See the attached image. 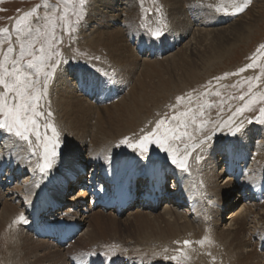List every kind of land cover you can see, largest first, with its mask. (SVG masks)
I'll return each mask as SVG.
<instances>
[{
	"label": "rangeland",
	"instance_id": "rangeland-1",
	"mask_svg": "<svg viewBox=\"0 0 264 264\" xmlns=\"http://www.w3.org/2000/svg\"><path fill=\"white\" fill-rule=\"evenodd\" d=\"M126 1H127V4H124V5L122 4L121 6L120 5L117 6L118 10L116 12H119L120 9L124 7L123 8L124 10L122 9V15H123L124 11L136 10L137 5L138 6L143 5V6L140 8L141 15L139 16V18L134 20L132 24L127 25V24H123V22H120L119 26H123L122 27L123 32L125 35H127L125 36V40L121 43L125 45L124 49L121 50L122 53L120 54L122 59L119 57L120 55H115L109 58L108 56L105 55V53H103L104 51L101 49L103 46L101 47L98 45L99 46V47L97 46L98 49H95L96 47L94 48L90 47L92 46L90 45L92 42H89L90 44H86V42H84L85 33L86 32L89 33V30H93V25H95L92 23L91 19L88 17V14L90 12V7L91 5L93 6L95 5V0H87V3L85 4L84 9H83V19H81L79 23L76 22L77 17L73 15V11H72L74 8L79 7L78 0H72V3H69L67 5V7L69 8L68 17L71 22L69 31H65L63 24L60 21H57V27L55 29V32H56L57 37L60 39V43L55 46V51L59 52V56L54 57V59H58L62 61V63L60 67H58L55 70L54 76L48 82L47 95L41 101V105H42L41 110L44 112V116L39 118V124H40L39 131L41 133L42 138L46 131L44 125L47 123H51L52 125H54L60 134V141H59L60 147L58 149V156H57V159H56V162L53 168L51 169L49 173H52L57 168L58 169L60 168L62 159L64 160L66 158L67 160H72V159L74 160L75 159L74 155L77 156L78 154H80L78 153L79 151H77L79 150L78 149L79 147H82L83 149L81 153V156L83 157L85 155L89 156V154L91 155V153L93 152L95 155L99 156V157H93V159L98 158V160L101 163L102 161L104 162V160L106 161L107 158L109 159L111 157H115V158L118 157V158L125 159V161L128 162L130 166L132 164L131 162L134 161L135 156L136 155L138 156L139 154L137 151H134L131 147H128L126 145H120V141L124 137H128L130 141L137 140L145 132L151 131L155 127L156 121L160 119L167 120L169 117L174 115L177 110L179 111L185 110L186 106L193 107L195 109L198 103H202L203 101L207 100L208 102L213 103L214 106L212 107L205 106L204 117L202 119L210 121V123H208L201 132H196L194 125L189 129V131L192 132L194 136L198 137V139H202L205 134L212 135L213 138L212 140L208 141L207 145L203 146L205 148V151H201L200 147H193L189 149V151L192 152V156L189 158V161H188L189 171L187 172L181 171L179 168L172 165L170 161L167 160L166 154L160 151L159 149H157L154 145L150 147V153L147 158H144V157H140V158L142 159L141 161H143L144 159H151L158 166H161L164 170L167 171L166 177L163 181L165 191H167L168 188L174 186L175 183L177 182V179L172 178L174 173L179 172L180 174L185 175L186 179L191 178L190 180H192L193 176L194 177H197V176L191 173L192 172L191 170L194 169L197 171L204 167H208L209 169H212V171H215L216 174H219V177L215 179V183L218 185H224L225 181H227L226 175H230V174L232 175L231 171L228 172L227 174L225 172L226 163H224L225 159H224V154H223V147L227 145L226 143L231 144L235 140L241 138V136L244 137L247 134L250 135L252 131L254 132V130L258 132L261 131L260 136H263V137H260L259 139H256L253 142H259V141L261 142L264 138V123L259 122L260 119H264L260 117L259 115L260 107H264V101H261L259 99L261 95H264V72H262L260 66H256L250 69L246 68L244 72L239 71L240 68H244L248 63L252 62V59L254 57H257L260 46L264 45V0H250V2L248 3V6L244 9V11L238 14H235V15H233L231 12V4L233 3V0H196V1L183 0V1L178 2V6H176L175 4H171V0H159V1L157 0H149V1L148 0H129V1L126 0ZM236 2H240V0H236ZM148 3H151V4H148ZM63 7L64 5L62 3V0H0V28L8 29L7 35L4 33H0V58H2L3 52L8 47L9 37L11 38L12 47H13V53L11 54L12 57L15 58V56L19 52V45L15 43L16 34L13 31V27H12L16 19L19 16L23 15L25 12H29L35 9V13L32 18L33 27H39L41 31H44L45 17L50 15L53 12H55L57 16H59ZM218 7L221 8L220 11L216 10ZM225 7L229 9V12L227 14L223 11V8ZM171 10H173L174 12ZM241 16H244V19L242 20V22H240V24L245 25V27H243L245 32L244 34L240 36L239 40L235 42L233 46L227 48L229 43L233 41L229 40L228 42H226L225 39H223V37H220L221 35L219 36L220 32H217L218 31L217 28H222L230 24L231 22H233V20L235 21ZM35 17H39L38 24L35 22ZM85 25H87L88 28H84ZM149 28L151 29L163 28L165 30V34L163 37H161L160 40L152 41L148 38L146 34V29H149ZM213 28L216 29V31L214 32L215 34L212 33L209 36H203L205 29L207 30V29H213ZM197 31H200V33L198 34ZM193 32H196V35L198 34L200 38L198 37L199 39L197 38L196 40H191ZM42 44H43L42 39L37 40L36 44L34 45V48L38 49L42 46ZM224 48H227V49L223 53ZM125 54L126 55L128 54V55L126 56ZM186 57L189 58L188 60L190 62H193V64L195 65V67L194 68L192 67L191 69H194L193 72H195L196 76L187 77L182 80L177 78L178 76H174V79H171L168 74H170L172 70L174 72V69H173L174 66H177L178 63L182 64L181 60H185ZM53 62L54 61H49V63H53ZM185 63H184V66H185ZM257 64L264 65V56L259 57ZM152 66H155V69ZM167 67H168V70H167ZM150 68L153 69V71H151ZM184 68H188V66H185ZM146 69H148V71L146 72V75H145ZM163 72L167 74H163ZM77 73H78V79H80L84 83L85 90L87 89L90 90L91 88H93V90L96 91L97 95H95L96 97L90 96L89 94L86 95L84 90L80 91L81 89L78 87H74L76 88L75 91H77L78 93L73 94L74 91H72V94L80 98L79 100H81V102L84 103L87 108L89 109L92 107L93 109L97 108V110L100 111V114H102V116H105L104 118L105 120L107 117L106 116L107 113H110V112H111L110 114L113 113L114 118L117 115L115 118L116 121L112 122L113 124H111V130L112 129L113 130L111 131L110 129H107V131L110 132V133L107 132L108 133L107 135L109 139H112V140H108L107 136L105 137L98 136L96 139L98 141V145L92 146L93 145L91 141L92 137L89 136L90 134H88V132L91 133V131L94 130V124H93L95 123L94 119L90 120L91 122L86 120L87 124L81 127L79 124H77L78 128L74 129V127H72L69 130L66 129L65 122H63L64 119L62 118V116H60V110H59L60 102H58L59 97L57 98V96H60L63 94V93L61 94V91L59 88L60 87L64 88L62 83H65L63 82V80H66L67 74L77 75ZM224 73H229L230 75L225 77ZM231 73H236V74L231 75ZM145 76L146 77L148 76L149 79L148 78L145 79L146 78ZM257 76L260 77L259 80H256ZM57 77H60V78H57ZM142 77L143 78L145 77L144 79L148 81L145 82L144 79L143 80L141 79ZM217 77H222V79L218 81L217 79H215ZM109 78L114 79V83L109 84L107 87H102L101 82ZM139 78L141 80H139ZM161 78L163 79V81H167V82H171L172 80V83H170V88H167L166 89L167 91L166 90L163 91L162 95L158 97V99L155 98V101H154L155 103L154 102L152 104L149 103L147 105V108L143 111V113L139 112L136 116H133L135 117V120L132 117H129L127 119L126 115H129L127 114L128 111H126V109H121L120 105L122 104L121 102L128 103V96H127L128 92L132 90L133 88H135V90H139L142 87L141 85L145 83L146 85H143V87H146V88L148 87L147 89L149 88L153 89L155 85H156L155 88L160 87L163 84ZM249 79H251L254 84L253 94H255L256 96V102L253 105L251 111H246L242 115H237L236 117H234V120L236 121L243 120L245 122L243 130L240 133H237L235 136L230 134V129L227 126L223 127L222 130L214 131L213 124L225 125L227 122H229V118L232 117V114L233 112H235L236 108L243 106V104L245 103L247 99L252 98V94H248L245 97V101H242L239 99V96L241 94L248 93V84L245 81ZM158 82L159 84L161 83L159 86H157ZM133 85L136 87H134ZM137 85L139 87H137ZM151 86H153V88ZM129 87L132 89H130ZM56 88L57 90L55 92L54 89ZM66 89L70 90L69 88H66ZM217 91L220 92L221 94L220 96L215 95ZM201 93H204V95L201 96ZM64 94L71 95L66 92ZM178 96L184 97V99L179 104H177V101H176V97ZM124 97L127 100H125ZM188 97L192 98L190 104L188 101ZM230 97H233V98H230ZM56 98L57 100H55ZM121 99L122 100L124 99V101H122ZM221 100H223L222 105L218 103ZM173 105H176V108H173L172 107ZM149 108L150 110L148 111ZM152 108L153 110H151ZM106 109H108L107 112L105 111ZM119 109L120 111H118ZM123 110L126 113H124ZM49 111H51L52 113L51 117L47 116V113ZM85 112L86 110L84 108V113ZM88 113L91 114L90 110L88 111ZM145 115H148V116H145ZM137 117L138 119L140 118V120L142 119L141 122L138 121ZM131 118H132V121H131ZM105 120L104 121L101 120L102 121L101 123L104 127L106 126V123H104ZM249 120H251L252 122L248 123ZM118 121H119V126H117ZM122 121H124L123 124H122ZM123 126L126 128H124ZM79 128L82 131L79 130ZM116 131L118 134L115 133ZM0 133L2 135L0 136V155H5V154L9 155L7 159L9 160L14 154H16V159L19 158V160H21L24 163V165L27 167V168L26 167L23 168V170L21 171V170H18L16 167L12 166L11 169H12L13 174L16 173V180H13L11 186H14L17 183H20L21 181H23L25 177L31 176L32 173L39 174V176L43 178H46L49 175V173L47 175H40L38 170H34L35 165L37 163V159H38V153L37 155H33L32 150L29 149L27 142L20 141L18 138L8 133H5L3 130H0ZM47 134L51 136L50 129L47 130ZM114 134H115V137H114ZM100 139L101 140L103 139V141H101ZM32 140H33V145L35 147V143H36L35 136L32 137ZM197 143H198V140H197ZM249 144L251 145L250 153H255V152L257 153L260 151L262 147L260 145H258L257 147L256 143H252V144L249 143ZM175 146L178 148L179 152L184 151L183 143L178 141L176 142ZM97 147H98V150L95 149ZM75 149L76 151L73 152V150ZM24 153L26 154L24 155ZM212 154L215 156V158H217L215 162L216 164L214 163L216 166L213 168L211 167L212 166L211 162L213 161L211 160ZM197 155L201 157L199 162H197L195 158ZM257 163L258 162L253 159V156H251L248 158V161L246 162V166H241L240 168L242 170H245L246 172L251 167H255L256 173L262 175L264 172V164L259 165ZM91 165L92 164L90 163V161H88V163L78 171L77 173L78 176L74 178V181L68 185L66 184V186H68L69 193H68V197L64 195L63 197L64 200L62 199V201H66L68 200V198L76 196V194L78 193L77 190L81 188L79 187L81 185L76 184V183H79L80 180H86L87 175L89 174L88 172H89V168ZM0 168H1L0 169L1 170L0 181H2V178L4 179V175L7 171V166L6 164H4ZM15 169H16V172H15ZM99 172L100 170L97 168L96 176L99 175ZM57 175H60V174H57ZM137 182L139 181L135 180V186L132 189L134 193H137L136 191L137 189H139V191L141 190L140 186H137L138 184ZM83 185L84 184H82V186ZM142 186L144 185L142 184ZM236 186H237V183H235L232 186L234 187V190ZM5 188L6 186H3L2 190H0V193L5 191ZM236 191L238 192V190ZM258 191H259V201H264V181L262 184L259 185ZM205 194H206L205 196H207V198L205 199H204V195L201 196L202 198H200V195L197 196L198 198H200V200H202L201 202L202 205L198 208L195 223L193 222L195 220L194 218H187V220L188 219L190 220V221L188 220L190 223L192 222L191 224L188 225V226L191 225L190 228H188L187 225L182 226L180 224V219L178 221V224L180 225L177 224L175 226V229L174 227H171L170 224L168 223L166 224L167 222L166 219H169L170 215L169 213H165V214L163 213L164 209L162 205L154 210L155 212L152 214V216L149 215L150 213L149 214L145 213L148 217H146V215L137 216L133 214H132L133 216L132 215L126 216L125 212L127 211L128 207H131V206H128L126 209H124V211L120 215H118V217L121 216L120 219H122L123 222L122 223L119 222L115 225H112V224H109L108 222L109 216L105 214L106 212L111 211V209H108L109 207H106L107 209L105 208L102 210V208L100 207V204L93 203L91 206L92 211H89V218H87L86 221L88 222V224L92 225L93 219L95 218L94 217L95 213H97L98 215L101 214L100 216L103 218V222H104L105 229H106L105 231L106 236L99 238V240L107 238L106 241L104 240L99 241L98 239H97L98 241L97 240L93 241V243L96 244L94 245L95 249H100L101 247H103V245L97 246V244H101L103 242H104L103 244H106L110 240L113 239V240H120L119 243L123 247H125V244H127L128 246L135 247L133 248V250L139 249L142 252L143 261L138 262L136 264H152L154 261L158 262L159 264H229L230 261H233V262H230V264L232 263L233 264H238V263L243 264V261H245L244 264L245 263L246 264H258V263L264 264V224H263L264 213L261 212L264 209V205L263 204L260 205L261 207L258 212V215H256V217L254 218V223L249 225L254 228L253 229L254 234H249L247 236L246 232H243L239 236L240 239L242 238L241 239L242 244L241 242L238 243L236 241H232L231 243V240H232L231 236L228 237V234L224 235V233L222 232L223 231L222 228H226V226L223 227L224 223H222L221 225L215 223V218H217V216L219 215V212L218 211L214 212V216H212L211 212H209V210L211 209L209 208V206L207 207V203L205 200L208 201L209 198L212 199L213 198L212 196H214V194L213 193H209V194L205 193ZM244 194H246V192ZM235 195L236 194L229 195L228 197V191H225L219 196V201H220L219 206H221L222 204L223 208L226 209L224 210V212L233 208L232 210L233 212L235 211L234 213L237 212L239 215H242L244 214V211L246 210V208L248 209L249 204H250L249 208L251 207V209H253L254 202L256 201H253L249 197L246 198L247 199L246 201L242 199L239 205L236 206L235 208L232 206H229L230 198H236ZM0 201H3V199H0ZM89 201H90V198L88 197V195L82 198V200L78 202L77 207L74 209L75 215H77V212L80 211L82 208L89 209L88 208L89 203H90ZM134 201L135 199H133L131 202L133 203ZM158 201L159 203L160 202L162 203V198H159ZM223 202H224V205H223ZM64 205L67 206L68 203L65 202ZM227 205H228V208H227ZM97 209L103 212H99L97 211ZM53 210H56V209H53ZM172 210H173L172 211L173 213H171L172 218L174 217V215L180 218L181 216H184L185 214V207L178 209V211L175 208H173ZM91 213H94V214L91 215ZM154 215L155 216L159 215V217H155ZM163 215L164 216L166 215V219L165 217H163ZM107 217L108 219L105 222ZM153 217H154L155 222L152 220ZM155 218L157 219L159 218L158 219L159 221L162 218L164 219V220H161V224L163 228L162 226H159L160 222L156 221L157 219ZM148 220H149L150 225L149 223H147ZM138 221L140 222L138 223ZM152 221L154 222L155 226ZM163 221L165 223H163ZM181 221H183L182 218H181ZM260 221H262V223ZM127 222H128V225H127ZM223 222H228V220L224 219ZM129 223L131 224L129 225ZM134 223H136L135 226L137 228L136 227L134 228ZM88 224L86 223L83 226H81L82 231L88 229L89 227L87 226ZM123 224L127 226H124ZM137 224L141 228H138L139 226ZM145 225L148 226V228H145L146 227ZM166 225L168 226L169 230ZM192 225L193 227L194 225L197 226V228L194 227L195 229H197L196 231L200 230V232L203 231L205 234L201 232L202 234L200 233V236H197L196 233L199 234V231L196 232L194 228H191ZM198 225L200 226V228H198L199 227ZM130 226L132 227V229ZM156 226H158L157 229L159 231L156 230ZM180 227L184 229V231H182ZM186 227L188 228V230L190 229L191 231L190 230L188 231ZM203 228H205V230ZM22 229L24 231V234H21V235L18 234L19 235L18 238H20L21 240L22 239L25 240V242L24 241L22 242L24 244L26 243L27 244L26 246L22 245L24 247V248L21 247L23 251L21 250L19 252H21V256L22 255L26 256L24 257L23 261L29 262L30 253L28 251H32V249L27 248V246L31 245V241H27L26 237L28 238L30 236L34 238L35 236L33 235L32 232H30L31 230L29 228L22 227ZM112 229H113V232H112ZM177 229L179 231L178 232L179 236H178V233H176ZM192 230L195 231L196 233L193 232ZM181 231L182 233H180ZM164 232L166 235V237L164 236L165 240L163 237H161V234ZM143 233L145 234L143 235ZM158 233L160 237H156ZM173 233H176L177 235L176 234L172 235ZM194 233L200 239L195 237ZM147 234L150 237H147ZM153 234L155 237L152 236ZM180 234L182 235L180 236ZM207 234H209V236L212 234L210 237H215V236L216 237L209 239L208 238L209 236ZM169 236L171 237V239ZM219 236H222L224 238V241H223V238ZM204 237H207L208 240L205 241L203 246H201L199 243H196L197 241H200ZM248 237H249V240H248ZM75 238L76 237H74V240L70 244V245H73L75 249H73L68 254L66 253L64 255H60L62 256V259H58L59 261L56 259L57 260L56 264H65V263L66 264L67 263L80 264L81 261H84V260L87 261L90 259L92 260L91 256L93 257V255H86L88 252L83 253L80 250L81 247H77L79 246L80 241H78V239H75ZM217 238L220 241L217 240ZM184 240H189V241H192L193 243L190 245V247L188 246L187 248V247H184L182 244ZM226 240H227V244L222 245L226 243ZM228 240H229V244H228ZM208 241H211V243H209ZM244 241H245L244 243L245 245H243ZM250 241L254 243L252 246L249 243ZM236 244H239L240 249H239V246ZM240 244L243 246H241ZM108 245L111 246L114 244L113 243L111 245L110 243L106 244V246ZM223 246H225L226 249ZM253 246H254V249H253ZM182 247H184V251L188 255L187 260L173 261L170 259L168 260L164 259L165 256L171 257L174 255H178L177 249L182 248ZM233 248H235V250ZM227 249H228V252L226 251ZM231 249L233 250V252L235 251V253H233ZM126 250L128 251V249ZM191 252L193 254H191ZM236 252L238 254H236ZM243 254L245 256H243ZM248 254L249 256L246 257V255ZM119 256H121V254ZM231 256L233 258L235 256V258L233 259ZM1 258H4V257L2 256ZM4 260L1 259V263H3ZM241 260H243L242 263H241ZM235 261H238V262H235ZM128 264H134V261L129 260Z\"/></svg>",
	"mask_w": 264,
	"mask_h": 264
},
{
	"label": "bare ground",
	"instance_id": "bare-ground-1",
	"mask_svg": "<svg viewBox=\"0 0 264 264\" xmlns=\"http://www.w3.org/2000/svg\"><path fill=\"white\" fill-rule=\"evenodd\" d=\"M157 1H159V0H157ZM180 1H183V0H173V1L171 0V4H175L176 6H178V2H180ZM194 1H196V0H194ZM122 4L123 5L127 4V1L126 0H95V5L94 6L91 5L90 12L88 14V17L91 19L92 23L95 25H93V30H89V33L88 32L85 33L84 42H86V44H90L89 42H92L93 44L91 43L90 45H92V46H90V47H93V48L96 47L95 49H98L97 48L98 45L101 47L103 46L101 49L104 51L103 53H105V55L108 56L109 58H111L112 56H115V55H120L122 53L121 50L124 49V47H125V45H123L121 43L125 40V36H127V35H125L123 32V28H122L123 26H119L120 22H123V24H127V25L132 24L134 22V20L139 18V16L141 15V9L140 8L143 6V5H141V6L137 5L136 10L124 11V13L122 15V9L124 7L121 8L119 12H116L118 10L117 6H119V5L121 6ZM148 4H151V3H148ZM169 7H170V5H169ZM143 11H144V9H143ZM171 11H173V10H171ZM243 19H244V16H241L238 19H236L235 21L233 20V22H231L230 24H228L222 28H217V30H218L217 32H220L219 36L221 35L220 37H223V39H225L226 42H228L229 40L233 41V42L229 43L227 48L233 46L235 44V42H237L239 40L240 36L242 34H244L245 30L243 29V27H245V25L240 24V22H242ZM203 21H205V20H203ZM210 22H211V20H210ZM84 28H88L87 25H85ZM154 28H156V27H154ZM126 29H127V27H126ZM215 31H216V29H214V28L213 29H207V30L205 29L203 36H209L210 34L214 33ZM197 32H198V34L200 33V31H197ZM130 34H131V32H130ZM198 34L196 35V32H193L191 40H196L199 37ZM227 48L223 49V53L226 51ZM102 50H101V52H102ZM179 53H181V52H179ZM123 56H124V54H123ZM126 56H125V58H126ZM119 57L121 58V55ZM187 57L185 60H181L182 64L178 63L177 66H174V68H173L174 72H173V70H172V72L170 71L171 73L168 75L171 79H174V76H178L177 78H179L181 80L184 78H187V77L196 76L195 72H193L194 69H191L192 67L194 68L195 65L193 64V62H190L188 60L189 58H187ZM167 60H168V58H167ZM184 63H185V66H188V68H184L185 67ZM152 67L155 69V66H152ZM181 67H183V68H181ZM167 70H168V67H167ZM147 71H148V69H146L145 75H146ZM151 71H153V69H151ZM161 74H162V72H161ZM163 74H167V73L163 72ZM150 76H152V75H150ZM57 78H60V77H57ZM144 78L142 77L141 79L143 80ZM147 78H148V76L145 79H147ZM141 79L139 78V80H141ZM146 81H148V80H145V82ZM63 82H65V83H62L64 88H62V87L59 88L61 91V94L62 93L63 94L60 96H57V95L56 96H57V98L59 97L58 102H60V107H59L60 116H62V118L64 119L63 122H65L66 129L69 130L72 127H74V129L78 128L77 124H79L81 127V126L87 124L86 120L90 121V120L94 119L95 120V123H93L94 124V130H92L91 133L87 131L88 134H90L89 136L92 137L91 138L92 139L91 141L93 144L92 146L98 145V141L96 140L98 136H104V137L107 136L108 140H112V139H109V137L107 135L108 133H110L107 131V129L111 130V124H113L112 122L116 121L115 118L117 115L114 118L113 113L112 114H110L111 112L107 113V115H106L107 117L105 120L104 119L105 116H102V114H100V111H98L97 108H94V109H93V107L90 109L87 108L85 106V104L82 103L81 100H79L80 98L73 95L74 93L75 94L78 93L77 91H75L76 88H74V87L80 88L81 89L80 91L84 90L86 95L89 94L90 96H93V97L95 95H97L96 91H94L93 88H91V86H90V88H91L90 90H88V89L85 90L83 81L78 79V73H77V75L67 74L66 80H63ZM142 82H144V81H142ZM162 83L163 84L157 88H155L156 85L154 88H153V86H151L153 89L149 88L150 90L147 89L148 87L147 88L143 87V85H146V83L141 85L142 87L139 90H135V88L132 89L129 87L132 90H130L128 92V95H127L128 96V103L121 102L122 104L120 105L121 109H126V111H128L127 114H129V115H126L127 119L129 117H132L135 120V117H133V116H136L139 112L143 113V111L147 108V105L149 103L152 104L155 101V98L158 99V97H160L162 95L163 91H165L167 88H170V83H172V80H171V82H167V81H163V79H162ZM157 84H158L157 86H159L161 83L159 84V82H158ZM58 86H59V84H58ZM134 87H136V86H134ZM137 87H139V86L137 85ZM66 88H69L71 91L67 90ZM54 90L56 92L57 88ZM72 91H74L73 94H72ZM65 92L68 94H71V95H65L64 94ZM52 98H53V96H52ZM57 98L55 100H57ZM125 100H127V99L125 98ZM122 101H124V99ZM91 106H93V105H91ZM116 106H117V104H116ZM84 108L86 110L85 113H84ZM89 110H90L91 114L88 113ZM149 110H150V108L148 109V111ZM151 110H153V108ZM105 111L107 112L108 109H106ZM118 111H120V109ZM123 112L126 113L124 110H123ZM145 116H148V115H145ZM132 118H131V121H132ZM140 118L138 119V117H137L138 121L141 122L142 119L140 120ZM101 120H103V121L105 120V122H104V123H106L105 127L102 125ZM143 121H145V120H143ZM90 122H88V123H90ZM123 122L124 121H122V124H123ZM117 124H118L117 126H119V121ZM138 124H139V122H138ZM129 125H131V124H129ZM124 128H126V127H124ZM79 130H81V129L79 128ZM250 132H251V130H250ZM252 132L250 135L247 134L244 137L241 136V138L235 140L231 144L226 143L227 145H225L223 147V154H224V159H225L224 163H226V166H225L226 171L225 172H226V174L230 171L232 172V175L231 174L226 175L227 181H225L224 185H218L215 183V179H217L219 177V174H216L215 171H212V169H209L208 167H204V168H201L200 170H197L198 172L194 169L191 170L192 171L191 173H193L197 176V177L193 176L194 178L192 177V180H190L191 178L186 179L185 175L180 174L179 172L174 173L172 178L177 179V182L175 183L174 186L168 188L167 191H165V189H164V182H163L165 177H166L167 171L164 170L161 166H158L151 159H144L143 161H141L142 159L140 158L141 156H139V155L135 156L134 161L131 162L132 164L130 163L131 164L130 166H129L128 162L125 161V159L118 158V157L117 158L111 157L109 159L107 158L106 161L104 160V162L102 161V163H101L98 160V158L93 159V157H99V156L95 155L93 152H92L93 155L91 153V155L89 154V156L88 155H85L84 157L81 156L83 149H82V147H79L78 148L79 150H77V151H79L78 153H80V154H78L77 156L74 155L75 156L74 160L73 159L67 160L66 158L64 160L62 159L61 164H60V168L59 169L57 168L52 173H49V175L46 178L39 176V174L32 173L31 176L25 177L23 179V181L15 184L14 186H11V184H12L13 180H16V173L13 174L12 169H11L12 166L16 167L18 170H21V171L26 166L24 165V163L21 160H19V158L16 159V154H14L12 156L13 158L11 157L9 160H7L9 155H6V154L0 155V167H2L4 164H6V166H7V171L4 175V179L2 178V181H0V190H2L3 186H6L5 191L0 193L1 194L0 199H3V201H0V264H56L58 259H62V256H60V255H64L66 253L68 254L73 249H75L73 247V245H70L71 242L74 240V237L72 239L70 238L69 240L66 239L64 242L62 241V239H63L62 233L65 229V226L69 222H75L80 227L86 223L88 224L86 219L89 218V211H92L91 206L93 203L100 204V207L102 208V210L105 209L106 207H109L108 209H111V211H108L105 214L107 216H109V220H108L109 224L115 225L119 222H121V223L123 222L122 219H120L121 216L118 217V215H117L118 213L115 212V210L118 206H123V205L131 206V207H128L127 211L125 212L126 216H130L132 214L137 215V216L138 215L144 216V215L149 214V213H150L149 215L152 216V214L155 212L154 211L155 207L152 205V203L155 201H158L159 198H162L161 205L164 209L163 213L164 214L169 213V215H170V218L168 217L169 219H166L167 214L165 216L163 215V217H165V219L167 220L166 224L167 223L170 224L171 227H174V229H175V226L178 224V221L180 219V224L182 226L187 225V227L190 228L191 225L190 226H188V225L191 224L192 222L190 223L189 222L190 220L188 219L189 220L188 221L187 218H194L195 220L194 221L192 220V221L195 223L198 208L202 205L201 204L202 200H200V198H202L201 196L204 195V199H205V198H207V196H205L206 195L205 193H208V194L213 193L214 194V196H212L213 198L212 199L209 198L208 201L207 200H205V201L207 203V207L209 206V208L211 209V210H209V212H211L212 216H214V212H216V211L219 212V215L217 216V218H215V223H217L219 225L224 223L223 227L226 226V228H222L223 229L222 232L224 233V235L228 234V237L231 236V238H232L231 243H232V241H236L238 243L241 242L242 238L240 239L239 236L243 232H246L247 236L249 234H254V231H253L254 228L249 226V225L254 223V218L256 217V215H258V212H259L260 207H261L260 205L261 204L264 205V201H259V191H258L259 185L262 184L264 181V172L262 175H260V174L256 173L255 167H251L246 172H245V170H242L240 168L241 166H246V162L248 161V158L251 156H253V159L258 162L257 164H259V165L264 164V138L261 142L259 140H258L259 142H253L256 139H259L260 137H263V136H260L261 131L258 132V131L254 130L253 134H252ZM81 133H83V132H81ZM111 133H113V132H111ZM115 133H117V131ZM262 133H263V131H262ZM6 135H8V134H6ZM0 136H2L1 133H0ZM67 137H69V136H67ZM104 137H103V139H104ZM110 137H112V136H110ZM114 137H115V134H114ZM107 138H106V140H107ZM93 139H95V140H93ZM103 139L102 140L100 139V140L103 141ZM11 140H13V139H11ZM249 143H251V144L256 143L257 147H258V145H260L262 147H261L260 151L257 150V151H259L257 153L256 152L250 153V150H251L250 146L251 145ZM90 145H91V143H90ZM98 147L95 149L98 150ZM75 151H76V149L73 150V152H75ZM25 154L26 153H24V155ZM216 159L217 158H215V156L212 154V157H211V160H213L211 162L212 168L216 166L215 165ZM88 161H90V163L92 165L89 168V172H88L89 174L87 175L86 180H80L79 183H76V184L81 185V186H79L81 188L78 187L79 188L77 190L78 193L76 194V196L68 198V200H66V201H62L64 195L66 197H68V193H69V189H68V186H66V184L68 185L74 181V178H76L78 176V174H77L78 171L81 168H83L88 163ZM242 163H243V165H242ZM97 168L100 170L98 176H96ZM0 172H1V170H0ZM15 172H16V169H15ZM17 172H19V171H17ZM249 173H250V175H249ZM57 174H60V175H57ZM66 180H68L69 183ZM135 180L139 181V182H137L138 183L137 186H140V188H141V190L138 193H134L132 190L133 187L135 186ZM140 183H141V185H140ZM235 183H237V186L234 190V187H232V186ZM82 184H84V185L82 186ZM142 184L144 186H142ZM88 185H89V187H88ZM236 190H238V192ZM164 191H165V193H164ZM225 191H228V197H229V195L236 194L235 195L236 198H230V202H229L230 205L228 204L229 206H232L235 208L236 206L239 205V203L241 202L242 199H244V201H246L247 200L246 198L249 197L253 201H256V202H254L253 209H251V207L249 208V205H250L249 204L248 209L246 208V210L244 211V214H242V215H239L237 212L234 213L235 211L233 212V210H232L233 208L224 212V210H226V209L223 208L222 204H221V206H219V204H220L219 196ZM245 192H246V194H244ZM213 194H211V195H213ZM87 195L90 198V201H89L90 203H89V207H88L89 209H83L82 208L80 211L77 212V215H75L74 209L77 207L78 202L80 200H82V198H84ZM198 195H200V198L197 197ZM134 197H135V201L132 203L131 201L134 199ZM209 201H212V203H209ZM65 202L68 203L67 206L64 205ZM204 205H206V204H204ZM223 205H224V202H223ZM228 205H227V208H228ZM246 205H247V203H246ZM110 206H112L113 208ZM184 207H185L184 216H181L180 218H178L174 215V217L172 218L171 213H173L172 212L173 208L177 209V211H178V209L184 208ZM53 209H56V210H53ZM97 211L103 212V211L98 210V209H97ZM261 212L264 213V209ZM21 214L24 215V217L27 219L28 223H26V224H24V223H13V221L16 220L17 217L20 216ZM93 214L94 213H91V215H93ZM102 214H104V213H102ZM100 215L95 213V216H94L95 218L93 219L92 225L88 224L87 226H89V227H88V229L85 228L86 230L82 231V229H80V233L75 238V239H78V241H80L79 246H77V247H81L80 248L81 252H83V253H86V252L97 253V255H93V257H92V259H94V261H92L91 259L87 260V261L84 260L85 264H123V263L128 264L129 260L134 261V264H136L138 262H142L143 261L142 252L139 249L133 250V248H135V247L128 246L125 243H124L125 247H123L119 243L120 240H113L112 239L108 243H106V244L110 243V245L113 243L114 245H111V246H109V245L106 246V244H103L104 242L101 244H97V246L103 245V247H101L103 250L101 248L95 249L94 245H96V244H94L93 241H96L97 239L99 240V238L106 236L105 235L106 234L105 233V231H106L105 225L103 222V218ZM182 215H183V213H182ZM215 215H216V213H215ZM201 216H203V215H201ZM146 217H148V216L146 215ZM155 217H159V215L155 216ZM58 218H63L64 222L62 224H59ZM181 218L183 221H181ZM107 219H108V217L106 218L105 222L107 221ZM155 219H157V218H155ZM158 219L156 221L160 222L159 226H162L161 220H164V219L162 218L160 221ZM224 219L228 220V222H223ZM152 220L155 222L154 217L152 218ZM134 222H136V221H134ZM139 222L140 221H138V223ZM152 222H151V224H152ZM154 222H153V224H154ZM260 222L262 223V221H260ZM147 223H149V220ZM163 223H165V222L163 221ZM105 224H107V223H105ZM130 224L131 223H129V225ZM180 224H178V225H180ZM263 224H264V221H263ZM127 225H128V222H127ZM127 225H124V226H127ZM135 225H136V223H134V228L136 227ZM149 225H150V223H149ZM199 225H200V223H199ZM154 226H155V224H154ZM22 227L29 228L31 230L30 232H32L33 235L35 236L34 238H32L30 236L28 238L26 237L27 241H31V245L27 246V248L32 249V251H28L31 255V256L29 255V262L23 261L24 257H26V256H24V255L21 256V252H19L22 250L21 247L26 246V244H27V243L24 244L22 242V241L25 242V240H23V239L21 240L20 238H18V236H19L18 234H20V235L24 234ZM164 227H165V225H164ZM194 227L197 228L196 225H194ZM194 227L192 225L191 228H194ZM114 228H115V226H114ZM138 228H141V227L139 226ZM145 228H148V226H146ZM157 228H158V226H156V230H158ZM162 228H163V226H162ZM167 228H168V226H167ZM188 228H187V230H188ZM198 228H200V226ZM131 229H132V227H131ZM203 229L205 230V228H203ZM150 230H151V228H150ZM168 230H169V228H168ZM196 230L197 229H195V231ZM141 231H142V229H141ZM176 231H177L176 233L179 232L178 229ZM182 231H184V229H182ZM182 231L180 233H182ZM195 231H193V232H195ZM198 231H199V234L196 233ZM198 231L195 232L197 234V236H200L201 232L204 233L203 231H201V232H200V230H198ZM112 232H113V229H112ZM150 232H152V231H150ZM205 232H207V231H205ZM213 232H211V233H213ZM147 233H149V232H147ZM176 233H173L172 235H174ZM195 233H194V236L197 237ZM144 234L145 233H143V235ZM150 234H152V233H150ZM209 234H207V235L209 236ZM158 235H159V233H158ZM158 235L156 237H160V235L159 236ZM181 235L182 234H180V236ZM152 236H154V234ZM164 236L166 237L165 232L161 234V237L164 238ZM178 236H179V233H178ZM194 236H193V238H194ZM210 236L208 237L209 239L216 237L215 235H213L215 237H210ZM147 237H150V236H148V234H147ZM219 237H222V236H219ZM249 237H248V240H249ZM222 238H221V240H222ZM170 239H171V237H170ZM198 239H200V238H198ZM101 240L106 241L107 238L100 239L99 241H101ZM164 240H165V238H164ZM195 240H196V238H195ZM217 240H219V239L217 238ZM245 240H247V239H245ZM223 241H224V238H223ZM169 242H170V240H169ZM244 243H245V241L243 242V245H245ZM249 243L251 246L254 244L251 241ZM226 244H227V240H226V243L222 244V245H226ZM228 244H229V240H228ZM241 244H242V242H241ZM236 245L239 246V244H236ZM243 245H241V246H243ZM254 246H253V249H254ZM223 247H225V246H223ZM187 248H188V246H187ZM126 249H128V251ZM225 249H226V247H225ZM233 249L235 250V248H233ZM239 249H240V246H239ZM241 249H243V248H241ZM195 251H196V249H195ZM226 251L228 252V249ZM241 251H240V253H241ZM232 252H233V250H232ZM237 252H236V254H238ZM233 253H235V251ZM120 254H121V256H119ZM191 254H193V253L191 252ZM250 255H252V254H250ZM2 256L4 258H1ZM117 256H119V257H117ZM243 256H245V255L243 254ZM247 256H249V254L246 255V257ZM225 257H227V256H225ZM234 258H235V256H234ZM1 259L2 260L5 259L3 261V263H1ZM244 260H246V259H244ZM242 261L243 260H241V263H242ZM230 262H233V261H230ZM230 262H229V264H230ZM235 262H238V261H235ZM244 262L245 261H243V264H244ZM154 263L159 264L156 261H154L152 264H154ZM67 264H69V263H67ZM238 264H240V263H238Z\"/></svg>",
	"mask_w": 264,
	"mask_h": 264
},
{
	"label": "snow or ice",
	"instance_id": "snow-or-ice-1",
	"mask_svg": "<svg viewBox=\"0 0 264 264\" xmlns=\"http://www.w3.org/2000/svg\"><path fill=\"white\" fill-rule=\"evenodd\" d=\"M250 0H240L236 2L233 0L231 4V12L233 15L243 12L248 6ZM64 5L59 16L55 12L45 17L44 31H41L39 27H33V15L35 9L29 12H25L19 16L13 24V31L16 34L15 43L19 45V52L12 57L13 47L12 41L9 37V44L7 49L3 52L2 58H0V130L8 133L20 141L28 143L29 149L32 150L33 155H37L38 159L34 170H38L41 175H47L53 168L57 156L58 149L60 147V134L54 125L47 123L44 125L46 131L41 137L39 131L40 124L39 118L44 116V112L41 110V101L47 95L48 82L54 76L55 70L60 67L62 61L54 59L59 56V52L55 51V46L60 43V39L57 37L55 29L57 27V21H60L65 31L70 30V20L68 17L69 8L67 5L72 3V0H62ZM87 0H78L79 7L74 8L73 15L77 17L76 22L79 23L83 19V9ZM220 11L221 8H217ZM223 11L227 14L229 9L223 8ZM35 22L39 23V17H35ZM0 33L7 35V28H0ZM148 38L152 41H158L164 36L165 30L159 29H146ZM43 40V44L40 48H34L37 40ZM260 56H264V45L260 46L257 57L252 59V62L248 63L244 68H240V72H244L246 68L250 69L256 66H260L262 72H264V65H258L257 61ZM49 61H54L49 63ZM236 73H231L235 75ZM107 75V74H105ZM230 75L224 73V76ZM218 81L222 77L215 78ZM260 77L257 76L256 80ZM248 84V93L241 94L239 99L245 101V97L248 94H252L251 99H247L243 106L237 107L233 112L232 117L229 118V122L225 125L213 124L214 131L222 130L227 126L230 129V134L235 136L240 133L244 128V121L234 120L237 115H242L246 111H251L253 105L256 102V96L253 94L254 84L251 79L245 81ZM114 83V79H105L101 82L102 87H107L109 84ZM204 93H201L203 96ZM216 96H220V92L215 93ZM233 98V97H230ZM184 97H176L177 104H179ZM261 101H264V95L259 97ZM192 98L188 97L189 104ZM221 105L223 100L219 101ZM214 106L213 103L207 100L202 103H198L197 107H185V110H177L174 115L167 120L160 119L156 121L155 127L148 132L142 134L139 139L130 141L128 137H124L120 141V145H126L131 147L134 151H137L141 157L147 158L150 153V147L155 146L160 151L166 154L167 160L181 171H189V158L192 156L190 148L200 147L201 151H205L204 145H207L208 141L212 140L213 136L205 134L202 139L194 136L189 129L194 125L196 132H201L210 121L202 119L204 117V108ZM176 108V105L172 106ZM260 117L264 118V107L259 109ZM48 117L52 116L51 111L47 113ZM252 121L249 120L248 123ZM260 123H264V119H260ZM51 130V136L47 134V130ZM35 136V147L33 145L32 137ZM198 140V143H197ZM184 144V151L179 152L175 146L176 142ZM197 162L201 159L199 155L196 157ZM212 203V201H209ZM13 223H28L23 214L17 217ZM207 237L197 241L201 246L204 245ZM211 243V241H208ZM179 243V242H177ZM193 242L184 240L182 242L184 247L190 246ZM184 247L178 248V255L171 257L165 256L164 259L173 261H184L188 259L187 253L184 251ZM115 254V253H114ZM86 255H97V253H87ZM81 264H85V261H81Z\"/></svg>",
	"mask_w": 264,
	"mask_h": 264
}]
</instances>
